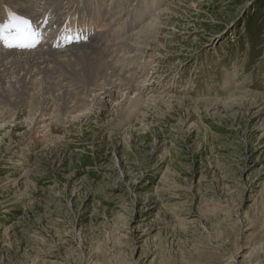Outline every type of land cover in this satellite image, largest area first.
<instances>
[{
    "label": "rangeland",
    "instance_id": "1",
    "mask_svg": "<svg viewBox=\"0 0 264 264\" xmlns=\"http://www.w3.org/2000/svg\"><path fill=\"white\" fill-rule=\"evenodd\" d=\"M118 1L115 69L135 88L66 84L77 110L45 129L0 113V264H247L264 243V0Z\"/></svg>",
    "mask_w": 264,
    "mask_h": 264
},
{
    "label": "bare ground",
    "instance_id": "2",
    "mask_svg": "<svg viewBox=\"0 0 264 264\" xmlns=\"http://www.w3.org/2000/svg\"><path fill=\"white\" fill-rule=\"evenodd\" d=\"M116 2L117 0H107V4L106 0H0V28L9 23L10 16L21 15L35 19L39 15L41 18L48 15L52 16L53 27L65 26L66 21L73 23L74 34L78 33L76 36L79 39L80 35H87V30L90 31L85 41L68 49L54 46L52 48L50 43L40 46L37 50L18 52L7 48L0 40V113H10L17 109L19 111L16 116L19 119L21 115H26L25 113H28L26 116L28 118L34 116L33 113H40L43 116L42 121L34 120L33 124L38 129H45L48 125L47 121L52 118V109H56L62 118L68 111L77 110V100L81 99L76 95V98L72 97L66 84L72 88L80 85L77 88L80 94H84L82 90L87 88L90 91L102 90L101 95H105L106 98L112 90H124L129 93L135 88L127 78L119 76L115 69L118 63L117 50L113 48L118 44L117 32L124 27L119 24L115 27ZM110 7L113 8L109 9ZM65 10H67L66 16H63ZM156 28L152 25L144 27L139 33L140 41H144L145 45L155 43ZM7 35L12 39L16 37V32ZM131 47L133 46L130 45ZM50 54L52 56H48ZM136 98L127 100L133 108L138 104ZM56 101L59 104L56 105ZM25 108L30 110L27 111ZM3 118L4 116L0 114V121H3ZM252 251V259H248L247 264H264V243ZM232 259L230 264H235L236 258Z\"/></svg>",
    "mask_w": 264,
    "mask_h": 264
},
{
    "label": "snow or ice",
    "instance_id": "3",
    "mask_svg": "<svg viewBox=\"0 0 264 264\" xmlns=\"http://www.w3.org/2000/svg\"><path fill=\"white\" fill-rule=\"evenodd\" d=\"M18 26H23V31ZM16 32V37L10 39L9 33ZM39 34L33 32L32 25L26 18L20 16H10L9 23L0 28V40H2L7 48L31 49L35 46V38ZM16 42H13V41Z\"/></svg>",
    "mask_w": 264,
    "mask_h": 264
}]
</instances>
